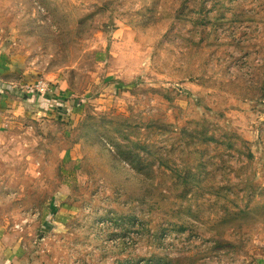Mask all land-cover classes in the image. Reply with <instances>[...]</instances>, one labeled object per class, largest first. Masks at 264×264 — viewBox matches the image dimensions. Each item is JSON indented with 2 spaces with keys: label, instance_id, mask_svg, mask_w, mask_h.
I'll return each instance as SVG.
<instances>
[{
  "label": "rangeland",
  "instance_id": "obj_1",
  "mask_svg": "<svg viewBox=\"0 0 264 264\" xmlns=\"http://www.w3.org/2000/svg\"><path fill=\"white\" fill-rule=\"evenodd\" d=\"M4 247L264 264V0H0Z\"/></svg>",
  "mask_w": 264,
  "mask_h": 264
},
{
  "label": "crops",
  "instance_id": "obj_2",
  "mask_svg": "<svg viewBox=\"0 0 264 264\" xmlns=\"http://www.w3.org/2000/svg\"><path fill=\"white\" fill-rule=\"evenodd\" d=\"M1 253H2V256H0V264L2 263L6 264L7 262H4L3 259L7 258V254L11 253V247H4Z\"/></svg>",
  "mask_w": 264,
  "mask_h": 264
},
{
  "label": "trees",
  "instance_id": "obj_3",
  "mask_svg": "<svg viewBox=\"0 0 264 264\" xmlns=\"http://www.w3.org/2000/svg\"><path fill=\"white\" fill-rule=\"evenodd\" d=\"M211 139V138H210Z\"/></svg>",
  "mask_w": 264,
  "mask_h": 264
}]
</instances>
